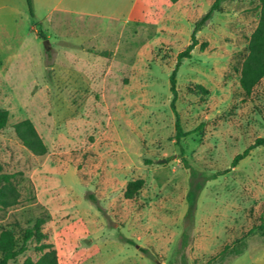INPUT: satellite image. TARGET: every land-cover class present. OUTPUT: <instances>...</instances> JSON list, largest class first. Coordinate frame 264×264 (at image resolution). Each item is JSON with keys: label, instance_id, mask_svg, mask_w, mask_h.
Returning a JSON list of instances; mask_svg holds the SVG:
<instances>
[{"label": "rangeland", "instance_id": "374dc122", "mask_svg": "<svg viewBox=\"0 0 264 264\" xmlns=\"http://www.w3.org/2000/svg\"><path fill=\"white\" fill-rule=\"evenodd\" d=\"M215 1L32 0L31 17L27 0H0V172L20 192L0 205V232L21 245L43 218L61 264H264V145L231 168L264 136V77L250 95L240 84L259 0H223L197 32L177 72L189 134L175 138L170 76ZM27 118L44 155L16 136ZM184 158L207 175L230 168L207 181L194 219ZM37 244L8 264L37 260Z\"/></svg>", "mask_w": 264, "mask_h": 264}, {"label": "trees", "instance_id": "16d2710c", "mask_svg": "<svg viewBox=\"0 0 264 264\" xmlns=\"http://www.w3.org/2000/svg\"><path fill=\"white\" fill-rule=\"evenodd\" d=\"M29 5V12L31 17H34V11L32 6V0H27ZM175 3L179 0H170ZM223 0H216L209 10L201 16L194 24V28L191 35L190 44L179 53L176 66L170 76V90L172 93L171 108L176 116V135L175 138L179 145L181 144V139L187 136L189 133L184 131L180 115L176 106L178 99V89H177V72L184 58H190L192 50L199 44L197 38V32L202 29L203 26L213 17L216 11L221 9V3ZM260 18L258 24L250 36L249 39V53L245 60L243 61L241 68V78L240 84L242 89L247 95H250L255 86L264 77V0H259ZM38 36L46 38L44 33L37 29ZM206 43L202 44V48ZM9 110L6 108H0V130H3L8 125L9 121ZM14 130L16 136L20 141L34 154L44 155L48 152L46 143L44 142L42 136L39 134L34 123L31 119H24L17 122L14 125ZM264 145V136L258 137L253 144L247 147L243 152L235 155L231 162V168L237 166L241 160L246 158L250 151L256 147ZM181 148V155L184 154L183 147ZM187 167L190 171V189L188 192V211L187 218L195 217L198 198L207 183L211 178L217 176V174H223L230 170L227 169L221 173L207 175L205 172L198 171L197 169L190 166L187 159L184 158ZM15 175L12 173H1L0 172V205L2 207H10L19 202L20 192L17 185L14 182ZM145 180L142 178L130 180L127 184L125 190V197L132 199L134 198L139 190L144 186ZM93 198V197H91ZM44 219L38 218L34 225L28 227L24 233L23 241L21 245H18L15 234L12 230L6 229L0 232V252L2 253V259L0 264H8L10 260L17 258L22 254L28 246V243L35 239L38 244L36 245L37 251L41 253L37 260L32 258H26L22 264H61L59 260L58 251L52 242L46 241L47 234L43 231ZM261 229L264 230V225H260ZM229 246L227 245L222 251L225 253Z\"/></svg>", "mask_w": 264, "mask_h": 264}, {"label": "water", "instance_id": "95a60500", "mask_svg": "<svg viewBox=\"0 0 264 264\" xmlns=\"http://www.w3.org/2000/svg\"><path fill=\"white\" fill-rule=\"evenodd\" d=\"M46 47H48V41H45Z\"/></svg>", "mask_w": 264, "mask_h": 264}]
</instances>
